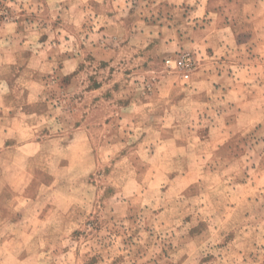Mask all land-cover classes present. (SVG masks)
<instances>
[{
  "label": "rangeland",
  "instance_id": "374dc122",
  "mask_svg": "<svg viewBox=\"0 0 264 264\" xmlns=\"http://www.w3.org/2000/svg\"><path fill=\"white\" fill-rule=\"evenodd\" d=\"M0 264H264V0H0Z\"/></svg>",
  "mask_w": 264,
  "mask_h": 264
},
{
  "label": "built area",
  "instance_id": "2783aa9c",
  "mask_svg": "<svg viewBox=\"0 0 264 264\" xmlns=\"http://www.w3.org/2000/svg\"><path fill=\"white\" fill-rule=\"evenodd\" d=\"M177 67L182 69V76L188 77V69L191 67L190 58L187 57L185 54H181L177 59Z\"/></svg>",
  "mask_w": 264,
  "mask_h": 264
},
{
  "label": "crops",
  "instance_id": "0c3cea01",
  "mask_svg": "<svg viewBox=\"0 0 264 264\" xmlns=\"http://www.w3.org/2000/svg\"><path fill=\"white\" fill-rule=\"evenodd\" d=\"M232 21V20H231Z\"/></svg>",
  "mask_w": 264,
  "mask_h": 264
}]
</instances>
